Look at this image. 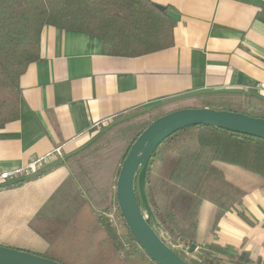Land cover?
I'll list each match as a JSON object with an SVG mask.
<instances>
[{
  "label": "crops",
  "instance_id": "0c3cea01",
  "mask_svg": "<svg viewBox=\"0 0 264 264\" xmlns=\"http://www.w3.org/2000/svg\"><path fill=\"white\" fill-rule=\"evenodd\" d=\"M149 1L179 19L172 46L148 55L106 56L98 37L43 29L40 60L19 78L18 117L0 131V172L57 147L63 158L74 155L110 123L155 104L264 83V0ZM236 169L230 177L221 170L245 192L236 206L244 218L228 212L215 223V208L202 203L196 243L264 260V180ZM11 184L0 189V246L55 260L71 246V254H87L81 264L122 262L100 218L103 202L66 166ZM204 204L211 224L201 236Z\"/></svg>",
  "mask_w": 264,
  "mask_h": 264
},
{
  "label": "trees",
  "instance_id": "16d2710c",
  "mask_svg": "<svg viewBox=\"0 0 264 264\" xmlns=\"http://www.w3.org/2000/svg\"><path fill=\"white\" fill-rule=\"evenodd\" d=\"M173 25V20L149 0H0V131L18 117L19 78L31 63L40 60V39L45 27L98 37L106 56L134 58L171 47ZM205 107L264 119V100L255 94L184 96L110 123L89 144L59 164L103 202L100 215L114 206L119 214L115 184L121 163L136 138L161 116ZM219 164L264 180V140L207 126L185 128L165 139L151 156L145 172V193L152 211L149 224L186 264H264V260H252L233 246L196 243L202 203L215 208V223L228 212L244 218L236 206L245 192L226 179ZM134 190L145 215L136 178ZM100 218L106 223L112 247L122 257L118 264H157L136 243L123 220L125 231L118 234L106 217ZM193 244L207 253L187 252Z\"/></svg>",
  "mask_w": 264,
  "mask_h": 264
},
{
  "label": "water",
  "instance_id": "95a60500",
  "mask_svg": "<svg viewBox=\"0 0 264 264\" xmlns=\"http://www.w3.org/2000/svg\"><path fill=\"white\" fill-rule=\"evenodd\" d=\"M158 9L165 13L169 19L178 21L179 17L176 14L167 12L160 6ZM194 126H207L264 140V119L206 107L185 108L170 112L154 120L142 131L130 146L121 163L115 184V200L127 230L149 258L157 264L186 263L159 239L149 224L152 211L145 193L146 168L151 156L165 139L180 130ZM135 178L145 215L141 213L135 198ZM193 251L207 253V251L197 248L195 244L187 249L189 253ZM0 264L60 263L29 252L0 246Z\"/></svg>",
  "mask_w": 264,
  "mask_h": 264
},
{
  "label": "built area",
  "instance_id": "2783aa9c",
  "mask_svg": "<svg viewBox=\"0 0 264 264\" xmlns=\"http://www.w3.org/2000/svg\"><path fill=\"white\" fill-rule=\"evenodd\" d=\"M237 91L241 93L252 92L264 100V83H258L251 86H240L237 88ZM63 159L60 147L53 148L45 155L33 156L25 165L9 171L0 172V187L37 176L43 170L60 163ZM113 214L114 213L110 212L103 214V216L112 222L114 219Z\"/></svg>",
  "mask_w": 264,
  "mask_h": 264
},
{
  "label": "rangeland",
  "instance_id": "374dc122",
  "mask_svg": "<svg viewBox=\"0 0 264 264\" xmlns=\"http://www.w3.org/2000/svg\"><path fill=\"white\" fill-rule=\"evenodd\" d=\"M219 166L226 173L228 177H230L229 170H237L236 168L227 166V165H219ZM239 172H242L243 174H245L244 176L253 177V175L252 174L250 175V173H247L244 171H239ZM209 206H210L209 204H204V207L200 214V234L201 236L202 235L204 236L206 234V231L211 224V216L207 214V210H208L207 208H210ZM110 212L114 213L113 214L114 219L112 222H110L111 225L116 229L118 234L124 233L125 229L123 226L122 218L117 213L116 207L115 206L112 207L108 213ZM64 249H65V252L61 254V256L59 255L56 256L58 261H60L63 264H81L79 261L87 258L86 253L71 254V251L73 249V247L71 246H65ZM46 257H53V256L51 254H48ZM135 263H132V264H135Z\"/></svg>",
  "mask_w": 264,
  "mask_h": 264
}]
</instances>
